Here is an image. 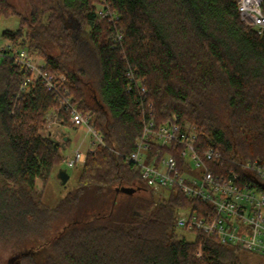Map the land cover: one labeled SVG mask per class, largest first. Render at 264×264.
Masks as SVG:
<instances>
[{"label":"trees","instance_id":"1","mask_svg":"<svg viewBox=\"0 0 264 264\" xmlns=\"http://www.w3.org/2000/svg\"><path fill=\"white\" fill-rule=\"evenodd\" d=\"M26 1L23 15L0 0V19L20 17L17 30L3 35L41 56L53 74H65L73 102L91 113L103 141L87 151L76 187L56 207L45 204L43 187L64 160L61 142L41 133L57 100L41 84L21 92L24 72L14 59L0 60V251L18 249L8 264H236L238 246L178 232L176 213L192 202L179 190L124 223L114 221L113 205L78 208L92 188L143 182L125 158L150 101L158 123L174 113L194 122L205 147L264 157V31L242 21L237 0H112L123 32L114 41L115 27L96 15L98 0ZM58 113L69 122L66 110ZM69 214L50 239L52 224Z\"/></svg>","mask_w":264,"mask_h":264},{"label":"built area","instance_id":"2","mask_svg":"<svg viewBox=\"0 0 264 264\" xmlns=\"http://www.w3.org/2000/svg\"><path fill=\"white\" fill-rule=\"evenodd\" d=\"M263 3L264 0H237L242 21L259 33L264 31ZM94 5L97 17L115 27L114 41H122L123 32L118 28L121 15L112 0H98ZM6 57L14 59L24 72L21 92L41 84L57 100L58 112L66 110L74 126H86L93 134L94 148L103 141L91 113L83 112L73 102L65 74L50 72L46 61L20 41L8 38L0 43V60ZM128 74L134 79L131 71ZM137 86L147 93L141 80ZM153 107L154 102H148L142 131L126 162L139 172L147 188H174L192 200L178 209L177 229L195 233V238L202 234L238 246L263 257L264 264V157L244 159L238 154L225 155L215 146L205 147L200 143L202 132L194 122L181 121L174 113L169 121L158 123ZM58 135L61 139L60 131ZM79 160L78 154L67 162L74 166Z\"/></svg>","mask_w":264,"mask_h":264},{"label":"rangeland","instance_id":"3","mask_svg":"<svg viewBox=\"0 0 264 264\" xmlns=\"http://www.w3.org/2000/svg\"><path fill=\"white\" fill-rule=\"evenodd\" d=\"M17 10L23 15H27L29 6L26 0H9ZM20 24V17L18 15H12L8 18L1 17L0 19V43L6 42V38L3 33L6 30L16 31ZM41 57V56H40ZM65 115L58 113L57 104L52 106L45 114L43 127L41 133L45 136H49L55 140L61 142L60 136L58 135L62 124H67L64 121ZM71 125L69 120L68 122ZM66 132L70 135V140L66 148H63L64 160L59 166L55 168L53 173L50 175L46 184L43 187V201L50 207H56L61 201L62 197L67 195L73 190L78 182V178L81 172V164L77 163L74 166H69L67 160L75 157L76 150L79 148L81 151H87L92 145L94 138L93 134L88 131L87 127L82 126L78 129L66 127ZM67 168L69 173V179L65 184H62L57 176L59 168ZM39 189L42 188L43 181L37 180ZM140 186V188H138ZM144 181L137 183V188L133 191H125L124 188L128 186L116 187V189H102L96 190L92 188V191L84 199L83 203L79 206L81 212L91 213L94 211L103 212L108 209L110 205L115 207L117 213H115L114 220L118 223L127 222L126 220L135 212L141 214H147L149 210L142 209L144 204L149 201L157 202L170 197L171 193H176L177 189L162 188V189H145ZM132 188V187H131ZM147 188V187H146ZM88 214L87 216H89ZM73 217V214L61 216L53 224L49 230L50 239L59 234L64 227V224ZM127 218V219H126ZM126 219V220H125ZM113 221V220H112ZM180 234H184L188 240L195 238V233H188L182 229L178 231ZM202 245V244H201ZM18 249L4 248L0 251V264H8V260L13 256V252ZM201 251V253H199ZM196 256L201 258L203 256V248L200 250L199 247L196 251ZM240 258L236 264H262V258L260 255H253L245 251L239 252Z\"/></svg>","mask_w":264,"mask_h":264},{"label":"water","instance_id":"4","mask_svg":"<svg viewBox=\"0 0 264 264\" xmlns=\"http://www.w3.org/2000/svg\"><path fill=\"white\" fill-rule=\"evenodd\" d=\"M61 135H62L61 145L64 148L65 144H66V141L68 140V135H67V133H66V131L64 129H61ZM57 176L60 179L61 183L65 184L68 181V179H69V173H68L67 168H62V167L59 168ZM124 190L125 191H133L134 188L126 187V188H124Z\"/></svg>","mask_w":264,"mask_h":264},{"label":"crops","instance_id":"5","mask_svg":"<svg viewBox=\"0 0 264 264\" xmlns=\"http://www.w3.org/2000/svg\"><path fill=\"white\" fill-rule=\"evenodd\" d=\"M66 127H71V128H75V129H78L79 127H82V126H74L72 123H71V125L69 124V123H67V124H62V127L60 128V132H61V129H64L65 130V128ZM86 127V126H85ZM88 129V128H87ZM66 131V130H65ZM89 131V130H88ZM67 133V132H66ZM67 135H68V140L66 141V144H65V147L64 148H66L67 147V145H68V143H69V140H70V135L67 133ZM61 138H62V135H61ZM94 149V143H93V140H92V145L88 148V150H93ZM87 150V151H88ZM87 151L85 152V151H81L79 148L76 150V154H75V157H72V158H76L77 156H78V154L80 155V160L77 162V163H79V164H83V162H84V160H85V158H86V153H87ZM72 158H70V159H72Z\"/></svg>","mask_w":264,"mask_h":264},{"label":"bare ground","instance_id":"6","mask_svg":"<svg viewBox=\"0 0 264 264\" xmlns=\"http://www.w3.org/2000/svg\"><path fill=\"white\" fill-rule=\"evenodd\" d=\"M48 92V91H47ZM75 98V97H74ZM78 103V102H77ZM179 109H177V111H178ZM65 117V116H64ZM65 119V118H64ZM121 188V187H120ZM63 198V197H62ZM115 221V220H114Z\"/></svg>","mask_w":264,"mask_h":264}]
</instances>
